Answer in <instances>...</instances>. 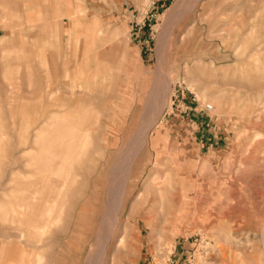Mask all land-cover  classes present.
Segmentation results:
<instances>
[{
	"label": "rangeland",
	"instance_id": "obj_1",
	"mask_svg": "<svg viewBox=\"0 0 264 264\" xmlns=\"http://www.w3.org/2000/svg\"><path fill=\"white\" fill-rule=\"evenodd\" d=\"M243 99L264 123V0H0V264H264V197L210 224ZM87 139L58 196L36 162Z\"/></svg>",
	"mask_w": 264,
	"mask_h": 264
},
{
	"label": "bare ground",
	"instance_id": "obj_2",
	"mask_svg": "<svg viewBox=\"0 0 264 264\" xmlns=\"http://www.w3.org/2000/svg\"><path fill=\"white\" fill-rule=\"evenodd\" d=\"M198 9L199 8L197 7V10ZM187 26H189L187 29V33L192 32L197 27V19L190 21L187 24ZM222 94H224V93H222ZM210 106H211V109L213 110V108H215V106L219 107V104H217L215 106L213 104H210ZM84 114L80 115L77 118L78 124L80 126H82V125L87 126L88 122L91 123V118L89 116H86V114L85 115ZM240 118H241L240 126L242 127L240 134L242 135L241 137H243V142H242L243 145L242 144H240V145H242L243 150H242V157H241V160L239 163L240 166L236 172L237 182L233 183L232 179H231L232 177L228 178V180L225 181L224 191H226L228 193V198L222 207L223 208L222 212L217 214L218 218L214 219V222L213 221L210 222L211 225H214L215 223H218V224L223 223L224 228H226V230H228L227 238L230 236L233 237L231 232H232V226L234 224H240L241 223L243 226H246L250 223V221H249L250 219L247 217L244 218L243 220H240V215L238 214V212L244 211V210L246 211V209L248 207H252V208H255L257 210L260 203L256 202V200L259 198L263 199V197H264V190L263 191L260 190L261 186L259 187L260 184L264 183V174L259 175L260 174L259 172L257 174L251 173L252 172L251 167L254 165V160L255 159L257 160V156H256L257 152H258L257 148L260 147L262 144H264V123H263L261 110L259 108H256L254 106V104L250 105L247 99H243V105H242V109H241V117ZM96 124L98 126L97 129H99L100 127L103 126V124H101V123L99 124V120H96ZM57 144L58 143H56L55 145H57ZM90 144H93V140L90 141V139H87L85 141V145H81V147L75 146L76 148L72 147L71 149H67V150H65L64 148L52 150L50 153L51 154L50 157L47 158L46 163L44 165L45 168L42 167V161L45 158L36 162L35 167H36V170H37V173L39 174V176L42 175L43 178L47 179V180L51 179L53 175L57 177L58 180L56 182L57 183L56 184V186H57L56 187V193L58 196H61V195L67 196L69 191H71L73 189L72 185L74 183H76V181H78L77 178L79 176V173L74 172V169L77 166H82L85 157H87L89 155V153L93 152V150H91V147H89ZM260 149H262V146ZM260 149H259V152H260ZM240 156H241V154H240ZM231 161H233V160H231ZM259 164H261V163H259ZM262 164H264V162ZM67 166H68V170H66ZM257 166L258 165L254 166V169ZM255 171H257V170H255ZM234 173H235V171H234ZM48 175H51V176L45 177ZM243 176H244V178H243ZM45 182H47V181H45ZM241 188L243 190V193L239 194V189H241ZM263 188L264 187H262V189ZM244 191L246 193H244ZM247 193H250L251 195H250V198L247 200V202H245V200H246L245 194H247ZM180 205H181L180 194L177 193L173 196L172 208H174V210L177 211ZM52 209H54V208H52ZM15 210H16V207H15ZM176 211H173V212H176ZM208 220H207V222H208ZM52 223L55 224L56 221L52 220ZM123 238H121V240H120L121 243H123ZM222 246H223V244H222ZM225 248L222 247L219 250V252L225 258V260H227L226 253L228 250H226Z\"/></svg>",
	"mask_w": 264,
	"mask_h": 264
},
{
	"label": "crops",
	"instance_id": "obj_3",
	"mask_svg": "<svg viewBox=\"0 0 264 264\" xmlns=\"http://www.w3.org/2000/svg\"><path fill=\"white\" fill-rule=\"evenodd\" d=\"M140 30H137V32L135 33V38H134V44L138 47L139 51L141 50L140 47L143 44L144 41V37L146 36L145 31L141 30V28H139Z\"/></svg>",
	"mask_w": 264,
	"mask_h": 264
},
{
	"label": "built area",
	"instance_id": "obj_4",
	"mask_svg": "<svg viewBox=\"0 0 264 264\" xmlns=\"http://www.w3.org/2000/svg\"><path fill=\"white\" fill-rule=\"evenodd\" d=\"M208 108L211 109V106L209 105Z\"/></svg>",
	"mask_w": 264,
	"mask_h": 264
}]
</instances>
